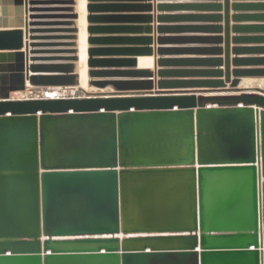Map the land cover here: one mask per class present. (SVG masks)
Segmentation results:
<instances>
[{
	"label": "water",
	"instance_id": "water-1",
	"mask_svg": "<svg viewBox=\"0 0 264 264\" xmlns=\"http://www.w3.org/2000/svg\"><path fill=\"white\" fill-rule=\"evenodd\" d=\"M78 1L0 0V264H264V0H87V90Z\"/></svg>",
	"mask_w": 264,
	"mask_h": 264
},
{
	"label": "built area",
	"instance_id": "built-area-1",
	"mask_svg": "<svg viewBox=\"0 0 264 264\" xmlns=\"http://www.w3.org/2000/svg\"><path fill=\"white\" fill-rule=\"evenodd\" d=\"M80 94L75 88H59V89H47V90H36L28 89L23 93L14 94L13 98L18 100L28 99H69L77 98Z\"/></svg>",
	"mask_w": 264,
	"mask_h": 264
},
{
	"label": "crops",
	"instance_id": "crops-1",
	"mask_svg": "<svg viewBox=\"0 0 264 264\" xmlns=\"http://www.w3.org/2000/svg\"><path fill=\"white\" fill-rule=\"evenodd\" d=\"M78 2H79L78 12H79V15H80V19H79V23H78L79 24V29H80L79 43L80 44L82 43V31L84 29V32H86V46H87V50H88V43H87V39H88V34H87V27H88V24H87V15H88L87 14V0H79ZM82 2H84V6H85L83 11H82ZM140 60L145 61L147 59H139V66H140ZM150 60H152V59H150ZM140 68L143 69V66L140 67ZM151 68H153V66ZM80 75L82 76V81L84 83L88 81L86 73H80ZM249 81H252V82H249ZM262 81H264V80L246 79V80L242 81L241 86L242 87H260ZM261 88L264 89V87H261Z\"/></svg>",
	"mask_w": 264,
	"mask_h": 264
},
{
	"label": "bare ground",
	"instance_id": "bare-ground-1",
	"mask_svg": "<svg viewBox=\"0 0 264 264\" xmlns=\"http://www.w3.org/2000/svg\"><path fill=\"white\" fill-rule=\"evenodd\" d=\"M84 2H82V11L84 10ZM80 39V37H79ZM79 50H80V62H79V67H80V73H88V67H87V60H88V55H87V46H86V32H84V29L82 31V43H79ZM143 68H151L153 66V60L147 59L145 61L140 60V67ZM88 78V77H87ZM252 82V81H249ZM248 82V83H249ZM87 82L82 81V76H81V87L87 90ZM260 87H264V81L261 82Z\"/></svg>",
	"mask_w": 264,
	"mask_h": 264
}]
</instances>
